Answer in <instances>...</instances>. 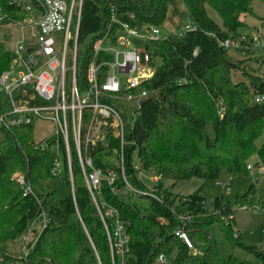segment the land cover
I'll use <instances>...</instances> for the list:
<instances>
[{"label": "trees", "instance_id": "16d2710c", "mask_svg": "<svg viewBox=\"0 0 264 264\" xmlns=\"http://www.w3.org/2000/svg\"><path fill=\"white\" fill-rule=\"evenodd\" d=\"M253 1L183 0L195 30L145 40L153 75L139 88L148 98L137 110L132 130L135 145L127 149L124 166L133 190L118 170L112 186L102 181L100 196L127 225L125 264H153L161 253L172 264H251L232 256L222 258L216 243L205 235L212 227H220L234 247L264 264V252L242 243L232 217L237 208L264 213V198L256 197L255 184L233 201L214 198L212 210L205 207L200 190L188 194L161 191L164 181H171L172 186L192 179L216 180L217 184L224 176H247L249 157L258 152L264 156V146L258 149L255 144L264 129V104L254 101L264 96V74L249 72L222 46L242 26L240 15L252 12ZM208 7L221 25L209 17ZM111 12L119 23L111 20ZM22 13L28 14L10 0H0L1 16L15 20ZM168 13L177 14L175 0H84L76 50L79 81L83 82L97 40L108 35L114 44L121 24L138 31L159 27ZM11 58L0 42V74L9 68ZM107 58L102 53L98 60ZM236 73L242 80L234 81ZM43 144L34 141L32 125L0 129V264H112L105 228L78 165H72L74 197L67 177L68 196L58 198L49 185L54 178L52 151L57 145ZM132 154L136 161H131ZM142 173L159 178L154 188L160 197L147 192L139 178ZM16 175L23 176L29 191H24ZM43 214L48 226L32 244L25 242V257L6 255V245L24 236L31 221L40 220V224ZM178 230L192 245H201L202 252L188 249L175 235Z\"/></svg>", "mask_w": 264, "mask_h": 264}, {"label": "built area", "instance_id": "2783aa9c", "mask_svg": "<svg viewBox=\"0 0 264 264\" xmlns=\"http://www.w3.org/2000/svg\"><path fill=\"white\" fill-rule=\"evenodd\" d=\"M10 2L28 13L30 19L17 23L22 35L10 51L9 68L0 74V129L34 127L37 121L52 123L55 140L43 144L57 145L50 162L51 175L68 177L74 197L72 165H78L105 228L112 264H125L129 240L127 225L120 219L118 210L100 200V196L102 181L112 186L118 170L126 186L133 190L126 181L124 166L127 149L135 145L132 130L139 104L148 98L147 92L139 88L153 75V72L143 74L151 69L149 57L145 52L146 65L143 66L139 51L131 50L123 38L116 37L114 44H110L106 35L94 43L92 59L85 67L83 82H80L76 50L84 0ZM111 20L119 23L114 12H111ZM190 29L195 30V26L191 25ZM119 32L128 37L143 36L145 40L160 38L159 31L153 26L138 31L121 24ZM222 46L228 50L233 43L227 40ZM102 53L108 58L98 60ZM254 101L264 104V96H257ZM131 102L135 106L130 112V122H125L121 110L123 105ZM131 158L133 162L134 154ZM16 179L24 188L23 176L16 175ZM24 191H29L28 187ZM47 226L43 214L40 233ZM27 233L28 236L23 237L27 244L39 237L36 230ZM175 235L188 249H194L182 230ZM195 253L199 254L198 251ZM153 264L172 262L169 256L161 253Z\"/></svg>", "mask_w": 264, "mask_h": 264}, {"label": "rangeland", "instance_id": "374dc122", "mask_svg": "<svg viewBox=\"0 0 264 264\" xmlns=\"http://www.w3.org/2000/svg\"><path fill=\"white\" fill-rule=\"evenodd\" d=\"M175 6L177 14L173 15L172 13H168L165 22L161 26L156 27L159 31V39H164L170 33L184 32L191 27L192 19L183 0H175ZM251 11V13H243L240 15L242 26L237 33L229 38L230 42L233 43V47L228 50V55L234 61H241L242 65L249 70V72L264 74V47H262L264 40V3L261 0H254L251 5ZM207 12L211 19L221 25L218 15L212 9L208 7ZM27 19H30L29 14H18L15 20L0 15V42L9 52L13 49L15 42L22 35L17 23ZM27 32L28 31L24 32V34H27ZM116 37L123 38L127 41L131 50L139 51L141 64L143 66L146 65L144 51L145 39L143 36L128 37L125 33L120 32ZM57 39L56 37V40ZM152 72L153 69L151 68L143 74L149 75ZM238 80H242L240 73H236L234 76V81ZM134 106L133 102L123 105V110H121V112L125 122H130V112H132ZM1 113L2 107L0 106V115ZM54 131L55 129L52 123L37 121L33 127V139L35 142L44 141V144H48L50 141L55 140V136L52 135ZM255 144L258 149L264 146V129ZM55 150H57V147ZM54 153L55 152L52 151L53 156ZM134 157H136V155ZM134 161H136V158H134ZM247 170H249V175L247 176H224L221 177V181L218 184H216V180L204 181L192 179L189 182H177L172 186L171 181H164L161 186V191L170 194H188L200 190V194L205 197V207L208 210H212L214 198L219 197L222 198L223 201H233L237 195L245 193L252 184L256 185V197L264 198V156H260L259 152L258 154L251 155L247 161ZM139 178L146 183V190L148 193L159 196L154 188V185L159 182L157 176L150 173H142L139 175ZM49 185L55 190L58 198L64 199L68 196L64 178H52ZM232 217L234 219L235 232L239 233L242 243L255 246L264 252V213L253 208H237L233 212ZM39 222L40 220L31 221L28 227L30 232L36 230V236L40 234ZM205 235L210 242L216 243L222 258L232 256L240 261H247L251 264H261V261L254 255L242 248L234 247L226 239L220 227L207 229ZM24 236L27 237L28 233L26 232ZM24 236L6 245L4 251L6 255L22 259L25 257L28 249L25 247V242H23ZM193 248L192 252H202L201 245H193Z\"/></svg>", "mask_w": 264, "mask_h": 264}, {"label": "water", "instance_id": "95a60500", "mask_svg": "<svg viewBox=\"0 0 264 264\" xmlns=\"http://www.w3.org/2000/svg\"><path fill=\"white\" fill-rule=\"evenodd\" d=\"M147 100H143L140 102L139 106L141 107Z\"/></svg>", "mask_w": 264, "mask_h": 264}, {"label": "clouds", "instance_id": "9594fccd", "mask_svg": "<svg viewBox=\"0 0 264 264\" xmlns=\"http://www.w3.org/2000/svg\"><path fill=\"white\" fill-rule=\"evenodd\" d=\"M193 251V250H192Z\"/></svg>", "mask_w": 264, "mask_h": 264}]
</instances>
